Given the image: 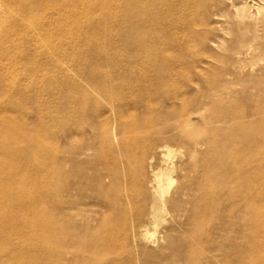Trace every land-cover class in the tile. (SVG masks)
I'll list each match as a JSON object with an SVG mask.
<instances>
[{
  "label": "bare ground",
  "instance_id": "obj_1",
  "mask_svg": "<svg viewBox=\"0 0 264 264\" xmlns=\"http://www.w3.org/2000/svg\"><path fill=\"white\" fill-rule=\"evenodd\" d=\"M50 1L54 0H40L39 4ZM141 1L123 4L129 25L141 19ZM246 3L248 9L236 7ZM231 6L228 28L239 39L230 43L228 51L244 48L246 56L260 46L264 55L258 33L259 27L264 31V0H234ZM235 66L215 75L214 91L251 81L257 99L251 107L236 111L223 101L222 93L213 92L209 109L217 112L214 120L225 126L210 129L212 140L191 138V115L203 105L193 110L175 89L167 96L160 90H148L139 110L128 108L131 119L126 125L131 135L115 147L106 126L100 131V146H76L57 157L49 154L44 141L31 140L22 130L10 136L0 124V248H11L7 254L0 252V264L25 256L37 262L43 259L45 264H54L57 257H64L62 264H175L179 259L175 252L190 246L173 234L172 223L180 216L188 226L195 220L209 225L207 233L192 242L212 255L200 258V252L193 251L183 258L186 263L264 264V70L260 76L242 81ZM243 94L242 98L252 97L248 91ZM231 95L236 93L230 91ZM135 132L137 136L132 134ZM120 133L117 127V135ZM197 146L206 151L194 165ZM86 150L93 152L92 159L80 158ZM31 152L38 158L33 160ZM177 155L184 160L179 184ZM58 181L65 185L56 189L53 183ZM79 206L96 208L103 219L86 218ZM167 216L171 225L165 228L169 234L162 237L167 243V252L162 253L161 248L149 245L158 244L157 229ZM89 222L100 225L93 228ZM66 225L71 226L70 232L63 229ZM120 226L130 231L136 251L128 248L127 238L117 240ZM71 236L76 239L74 247L65 243ZM14 239L27 240L29 245H11ZM66 255H71L69 261ZM73 256H79V261Z\"/></svg>",
  "mask_w": 264,
  "mask_h": 264
},
{
  "label": "rangeland",
  "instance_id": "obj_2",
  "mask_svg": "<svg viewBox=\"0 0 264 264\" xmlns=\"http://www.w3.org/2000/svg\"><path fill=\"white\" fill-rule=\"evenodd\" d=\"M54 1L39 4L40 0H0V124L10 136L22 130L31 140L38 138L47 143L49 154L59 157L76 146L84 149L91 143L100 146V131L107 126L115 147L119 140L131 135L126 125L131 119L128 108L139 110L148 90H160L167 96L175 89L183 93L193 110L196 105H203L191 115V138L212 140L210 129L225 126L214 120L217 112L209 109L214 93H222L223 101L236 111L251 107L257 99L251 81L244 85L235 83L229 89L219 88L218 92L212 85L217 83L215 75L230 70L231 65H236L237 77L238 71V79L242 81L258 77L264 70L260 46H255L256 52L246 56L242 53L244 48L228 51L230 43L239 39L228 28L234 0H142L139 7L143 15L131 25L123 14L126 0H66L63 5ZM236 7L248 9L249 3ZM260 29L258 33L264 42V31ZM168 73L175 75L169 77ZM185 89L189 92L184 93ZM230 91L236 95L229 96ZM244 91L252 97L242 98ZM204 151V146H197L194 165H198ZM92 155V151L86 150L80 158L90 160ZM31 156L33 160L38 158L33 152ZM183 161L177 155L175 163L180 168L175 174L177 184L181 182ZM191 175L194 176V171ZM64 185L62 181L53 183L56 189ZM79 209L86 218L103 219L97 216L94 207L79 206ZM73 220L83 222L80 217ZM183 222V217H177L172 223L173 234L190 246L189 250L175 252L179 257L175 264H188L183 258L193 251L200 252V258L211 256L212 253L192 242L206 234L209 225L196 220L189 226ZM88 225L97 228L100 224L89 222ZM169 225L167 216L157 229L161 239L150 247L167 252L162 237L169 234L165 231ZM63 229L70 232L71 226ZM116 237L119 241L127 238L128 248L136 251L129 230L117 227ZM75 241L71 236L65 243L74 247ZM11 243L23 248L29 245L24 239H14ZM10 249L4 245L0 252L7 254ZM65 257L71 259V255ZM61 258H54L57 261L53 263L62 264ZM72 258L76 262L80 259ZM10 262L45 264L43 259L37 262L28 256Z\"/></svg>",
  "mask_w": 264,
  "mask_h": 264
}]
</instances>
